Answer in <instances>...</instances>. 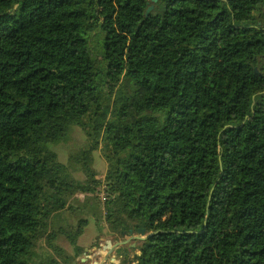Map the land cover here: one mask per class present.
Masks as SVG:
<instances>
[{
  "label": "trees",
  "instance_id": "1",
  "mask_svg": "<svg viewBox=\"0 0 264 264\" xmlns=\"http://www.w3.org/2000/svg\"><path fill=\"white\" fill-rule=\"evenodd\" d=\"M263 11L0 0V264H35L58 234L80 256L87 221L51 224L99 186L98 149L110 232L154 233L135 241L136 264H264ZM73 127L88 140L72 158L84 183L53 150Z\"/></svg>",
  "mask_w": 264,
  "mask_h": 264
},
{
  "label": "rangeland",
  "instance_id": "2",
  "mask_svg": "<svg viewBox=\"0 0 264 264\" xmlns=\"http://www.w3.org/2000/svg\"><path fill=\"white\" fill-rule=\"evenodd\" d=\"M264 12V11H263ZM88 146V140L83 131L78 127H73L69 134V140L67 143L54 146L53 150L57 153L58 160L68 165L72 172V176L77 182H86L85 175L80 170V165L72 159L79 155L81 151ZM92 169L96 173V179L100 182L92 193L76 192L75 196L69 200L68 210L60 212L52 221L51 230L56 231L62 229L63 231H74L77 224L83 220L87 221V225L83 231V234L78 239V246L86 247L88 252H82L80 256L75 257V252L69 245L65 234H58L57 238L53 242L54 248L48 246L45 240H41L36 249L35 264H91L97 262L99 257H95L90 250L105 247L106 249L119 243L128 236L120 238L118 235L113 234L109 230V226L104 219V203L106 201V192L104 191L103 181L107 172V164L102 157L101 151L98 149L92 153ZM105 198V199H104ZM132 236L140 237L139 234ZM128 237V238H127ZM143 237H146L143 236ZM108 243H110L108 247ZM129 244H135L137 242L133 240ZM125 245L128 247V245ZM133 248V247H132ZM136 249V248H135ZM84 259V262H80V259ZM64 260L66 262H64Z\"/></svg>",
  "mask_w": 264,
  "mask_h": 264
},
{
  "label": "flooded vegetation",
  "instance_id": "3",
  "mask_svg": "<svg viewBox=\"0 0 264 264\" xmlns=\"http://www.w3.org/2000/svg\"><path fill=\"white\" fill-rule=\"evenodd\" d=\"M132 235H133V233L131 235H129L128 237H130ZM126 240L127 239H125L121 242H125ZM130 242L126 243L125 245L129 244ZM125 245L120 247L119 249H117L118 251H117L115 258L112 259L113 261L109 260V258H108L103 264H136L135 257L138 255V252L135 249L136 247L134 246L132 248L133 244H129L128 247ZM101 261H102V259L98 258L97 262H95V263L92 262L91 264H100ZM80 262L82 263V261H80Z\"/></svg>",
  "mask_w": 264,
  "mask_h": 264
},
{
  "label": "water",
  "instance_id": "4",
  "mask_svg": "<svg viewBox=\"0 0 264 264\" xmlns=\"http://www.w3.org/2000/svg\"><path fill=\"white\" fill-rule=\"evenodd\" d=\"M155 1H156V0H153V2H155ZM152 9H153L152 6L148 7V9L146 10V15H148V13H149L150 11H152ZM254 71H255V73H256L257 75H259V73L257 72L256 69H255ZM131 234H132V232L129 233V235H131ZM137 234H139L140 237L130 236L125 242H119V243H116V244L113 246V248H112V253L118 251L117 249H119L120 247L124 246L126 243H128V242H130V241H132V240H133V241H141V240H145L146 238H148V237L154 235V233H150V234H148L146 237H143V236L145 235V232H144L143 229L138 230V231H137ZM109 245H110V243H108V246H109ZM134 246H135V244L132 245V247H134ZM110 255H111V253L108 254V255H106V257L101 261L100 264H103V263L108 259V257H109ZM112 261H113V260H112Z\"/></svg>",
  "mask_w": 264,
  "mask_h": 264
},
{
  "label": "crops",
  "instance_id": "5",
  "mask_svg": "<svg viewBox=\"0 0 264 264\" xmlns=\"http://www.w3.org/2000/svg\"><path fill=\"white\" fill-rule=\"evenodd\" d=\"M79 247L81 248V246H79ZM83 251L88 252L86 247H83ZM90 252L95 257H99L102 260L106 257V255H108L110 253H111V255L108 258H109V260H112L113 258H115L116 254H117V251L112 253V249H110V247L106 249L105 247H102V246H101V248H98V249H91ZM80 261L84 262V259L81 258Z\"/></svg>",
  "mask_w": 264,
  "mask_h": 264
},
{
  "label": "built area",
  "instance_id": "6",
  "mask_svg": "<svg viewBox=\"0 0 264 264\" xmlns=\"http://www.w3.org/2000/svg\"><path fill=\"white\" fill-rule=\"evenodd\" d=\"M105 199V198H104Z\"/></svg>",
  "mask_w": 264,
  "mask_h": 264
}]
</instances>
